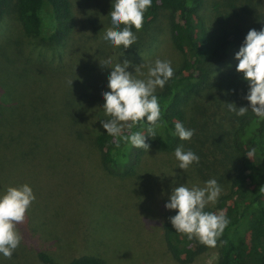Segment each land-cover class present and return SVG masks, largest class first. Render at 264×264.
<instances>
[{
    "label": "rangeland",
    "instance_id": "obj_1",
    "mask_svg": "<svg viewBox=\"0 0 264 264\" xmlns=\"http://www.w3.org/2000/svg\"><path fill=\"white\" fill-rule=\"evenodd\" d=\"M71 1L76 22L69 42H44L28 35L12 7L0 21V194L10 186L28 184L36 196L24 222L17 225L23 237L20 246L11 259L0 254V264H42L40 251L50 254L58 264L85 254L99 256L109 264H217V247L189 263L173 256L164 239L163 223L174 209L165 205L173 189L182 184L204 187L206 181L216 179L221 193L229 188L234 174L230 160L222 152H209L205 134L228 131L236 113L228 110L225 99H220L225 97L223 90L204 89L187 105L193 120L188 129L195 133L179 145L184 151L196 153L199 163L186 171L179 167L175 150L150 145L133 174L109 173L102 167L93 141L102 125L100 120L108 118L102 93L110 91L108 77L113 70L101 62L108 58L113 65L131 61L127 71L135 74L140 65L144 75L137 74V78L146 79L148 66L156 59L171 61L174 68L182 56L172 41L168 10L161 9L148 30L134 32L136 43L124 49L103 39L111 27L109 13L115 0ZM202 14L211 34L238 33L234 46L210 66L211 71L236 69L239 61L235 54L245 35L251 29H264V0H206ZM76 47L81 55L79 68L73 71L70 55ZM19 51L28 61L23 60L15 70V53ZM38 61L49 66L43 68ZM15 71L20 74L18 78ZM72 80L76 88L82 85L80 98H65L62 92ZM241 84L243 102L233 103L250 107L245 99L250 85L244 78ZM54 100L67 105L72 102L71 107L81 109L78 112L82 117L77 113L79 123L93 135L90 140L86 138L89 149H74L77 134L73 132V149L62 150L70 137L62 132L66 121L51 108ZM203 109L205 114L201 115ZM41 114L44 121L36 120ZM11 138H15V147L2 151Z\"/></svg>",
    "mask_w": 264,
    "mask_h": 264
},
{
    "label": "trees",
    "instance_id": "obj_2",
    "mask_svg": "<svg viewBox=\"0 0 264 264\" xmlns=\"http://www.w3.org/2000/svg\"><path fill=\"white\" fill-rule=\"evenodd\" d=\"M205 3L206 0H153L152 6L145 13L143 28L140 31L149 29L161 9L170 11L172 41L182 59L179 65L173 68V77L162 89L155 92L161 109L156 136L148 135L150 125L146 117L145 121H141L131 129L126 128L123 135L142 132L146 135V143L149 145L165 151H174L182 142L178 136L173 135L175 123L179 121L185 128H190L193 120L188 116L187 105L197 93L204 89H218L223 90L225 94L224 98H220L221 100L225 99L227 103L243 102L240 89L243 75L236 69L218 73L212 72L210 68L234 46L238 33L232 32L224 36L211 34L202 14ZM230 5L233 6L234 3L231 1ZM11 7L17 11L23 29L28 35L44 42L60 43L72 39L76 12L71 0H0V21ZM132 31L137 32L134 27ZM79 50L80 48L76 47L70 55L72 62L70 69L73 71L79 68L78 58L81 55L78 53ZM23 60L28 61L27 56L25 57L23 52H16L15 70L16 65L18 68ZM74 62L76 64H73ZM37 63L43 65V68L49 66V63L44 61ZM15 73V77L18 78L17 75L20 74L17 71ZM95 81L98 82L97 79ZM68 82V86L65 84L62 87L65 98L68 96L74 99L80 98L82 85L76 88V83ZM237 99L240 100L235 101ZM71 105L72 102L67 105L61 100H54L51 104V108L66 121L63 134L67 133L70 137L67 147L62 150L73 149V132L77 134V140L73 144L74 149L87 150L89 148L86 146V138L90 140L93 135H89L79 123L77 113L79 114L78 111L81 109ZM205 110H201L200 114L204 115ZM79 116L82 117L80 114ZM233 117L232 126L228 131L215 130L210 136L205 134L209 152L224 153V156L230 160L231 170L234 171L229 188L220 194L213 206L206 205L205 211L223 212L230 221L217 241L216 247L219 251L217 264H264V118L257 117L251 109L244 116L235 114ZM44 119L45 116L41 114L36 120L44 121ZM194 122H196L195 118ZM38 126V130L42 132L43 126L40 124ZM201 126L204 127L199 123V127ZM19 131L23 132L24 128ZM13 134L18 133H11ZM93 137L94 146L98 148L101 156V165L109 173L133 174L146 151L124 142L122 138L117 146L116 138L107 134L103 125ZM11 146L15 147V138L5 143L2 151ZM250 152L252 155L248 157ZM177 213L178 210L174 209L163 223L164 239L176 259L186 263L193 262L212 247H207L198 239H189L186 234L177 232L170 220V217ZM38 256L42 264H58L45 251L38 252ZM67 264L109 263L99 256L85 254L74 257Z\"/></svg>",
    "mask_w": 264,
    "mask_h": 264
},
{
    "label": "clouds",
    "instance_id": "obj_3",
    "mask_svg": "<svg viewBox=\"0 0 264 264\" xmlns=\"http://www.w3.org/2000/svg\"><path fill=\"white\" fill-rule=\"evenodd\" d=\"M153 0H115L112 10L111 27H108L103 39L109 41L115 48L123 46L130 48L138 37L132 31L143 28L144 17L152 6ZM123 25V27H121ZM239 61L236 71L243 74L244 80L250 85L245 99L249 106L237 107L235 103H228V110L238 116H244L249 109L260 118H264V29H251L243 45L235 54ZM131 61L124 60L113 65L111 58L101 62L102 66H110L113 70L108 77L110 91L102 93L105 103L103 109L107 119L100 120L107 134L116 138L117 146L122 138L136 148L148 149L146 135L142 132H133L123 135L124 130L145 121L150 125L148 135L156 136V128L161 117L158 98L155 95L157 88H163L173 77L174 69L171 61L156 59L153 65L148 66L146 79L140 65L136 66L135 74L127 71ZM73 81H70L72 84ZM194 129H187L183 123H175L174 136L181 140H190ZM252 153L248 154L251 157ZM175 157L180 162L179 167L187 171L193 163H199L200 157L191 150L184 151L183 146L175 149ZM221 187L216 179H209L204 187H187L185 184L175 187L167 209H176L178 213L170 217L171 223L177 232L186 234L189 239L196 238L207 247H216L219 237L229 224L226 215L205 211L206 205L215 203L221 194ZM36 196L28 184L10 186L0 194V254L11 259L15 250L22 242V235L17 229L26 218Z\"/></svg>",
    "mask_w": 264,
    "mask_h": 264
}]
</instances>
